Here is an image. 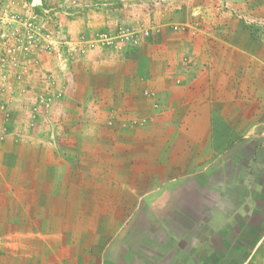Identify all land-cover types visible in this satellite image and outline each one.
Listing matches in <instances>:
<instances>
[{"label": "rangeland", "instance_id": "rangeland-1", "mask_svg": "<svg viewBox=\"0 0 264 264\" xmlns=\"http://www.w3.org/2000/svg\"><path fill=\"white\" fill-rule=\"evenodd\" d=\"M2 2L20 22L29 20L32 30L17 38L0 35V264H102L110 231L119 230L147 193L124 190L119 181L135 169H158L155 159L148 161L151 154L174 157L187 146L183 138L195 142L205 135L209 113L202 115V107L190 114L169 108L182 87L203 85L208 100L211 85L214 95H261L254 79L264 66L249 63L231 43L244 42L237 31L246 28L264 56V0ZM157 41L169 51L175 77L167 96L158 92L161 77L156 86L145 77L149 47ZM230 106L222 105L233 121L264 114L243 101L233 111ZM262 126L240 128L238 141L214 160L208 144L200 155L192 151L183 158L184 171L161 166L165 174L154 178L179 179L172 192L187 210L185 216L172 214L173 226L183 232L202 217L208 223L201 228L220 229L219 207L235 213L250 197L264 205ZM247 183L255 190L243 191ZM246 209L233 215L246 218ZM258 214L250 218L257 225ZM141 215L146 223L132 228L125 247L142 243L149 253L168 251L171 241L152 229L149 214ZM245 237L253 243L256 234ZM151 261L132 252L118 260L111 253L107 264Z\"/></svg>", "mask_w": 264, "mask_h": 264}, {"label": "crops", "instance_id": "crops-1", "mask_svg": "<svg viewBox=\"0 0 264 264\" xmlns=\"http://www.w3.org/2000/svg\"><path fill=\"white\" fill-rule=\"evenodd\" d=\"M237 35H242V37L246 39L244 42L241 41V43L234 39L231 43L232 46L245 53L246 59L249 63H261L264 66V56L260 55L259 49L256 47L254 49V46L258 43L256 37H254L246 28L238 29ZM149 48L152 50L151 61L149 62L151 66L149 65L150 68L145 77L151 80L153 86H156L155 80L161 77L164 82L162 81L161 85L157 84L158 92L159 95L167 96L170 94L169 90L172 88L169 84L173 78L175 79V77H172L169 74V68L171 66L169 51L165 49L166 47L163 46V42L160 41H157L156 46L152 45ZM224 75L227 77L226 74ZM123 76H127L125 72ZM233 77V74L228 77L231 82L235 79ZM254 80L257 82L256 86L259 84L262 85L261 95H258L255 90V95L260 96L259 98L254 94L252 97V95H250L251 92L247 93L248 97H245L242 92H239V90L236 92L234 91V94L230 93L227 95L223 93L220 95V93H218V95H214L212 90L213 85H211L213 80L210 79L208 80V83L211 85V87H209L211 89L209 90L208 88L206 90L208 91L207 95L210 98V102H208L209 100L205 96L206 93L201 91L204 89L203 85L196 86L193 84H187L185 89L182 87L183 92L177 97L174 104L175 107L169 108H173L172 110H174V108H182L190 114L198 107H202V115L209 113V123L205 125V135L195 142L183 138L182 141H186L185 144L187 146L184 148L182 147L180 152L171 153L172 155L174 154V157L167 154L159 158L158 154L154 155V157L151 154L148 161L155 159L157 165H160V167L157 166L158 169L153 170L151 167L141 171L135 169L132 172L129 171L125 180L119 181L124 190L131 192L147 190V193L141 197L131 215L127 218H123L119 222V230L117 232H115L116 230L114 232L110 231L108 235V239L110 240H106L107 243H104L105 246L103 244L105 249L102 254V264L108 263V257H110L111 253L114 254L116 259L121 260V257L127 256L131 252L132 254L141 255L146 259L154 260L153 262L151 261L152 264H161L162 260L168 255L169 258L166 264H264V205L258 204L254 199L255 197L251 199V197L248 198L249 196H247L246 198H248V200L238 205L235 213L231 212L230 214H226L225 210L222 207H219V209L223 211L222 214L224 217L223 222L220 224L222 225L220 229L215 227L206 231L201 228L200 224L205 223L207 225L208 222H204L202 217H199L196 218L197 222H192L193 225L190 223L191 226H188L186 230L181 232L177 227L170 223L171 219L174 217V215L172 216L173 213L176 214L179 212L177 215L180 216H185V213H187V210H185L182 205L183 201L178 200L176 195L173 194L176 190L174 182L179 179L175 178L167 182L159 183L157 182L158 180H156L158 176V178H160V176L165 174V171L161 166L167 169L172 167V172L174 173L178 172V170H186L187 168L184 166L182 160L183 158H189V154L192 151H195L193 152V155L194 153L195 155H200L201 149L209 144L211 147L210 149H212L213 152L211 153L212 160H214L217 156H221L225 153L230 147L229 145L238 141L240 128H251L262 125L264 128V114L258 117L255 116L252 119L249 116L243 115L240 118H237L236 121H233V119H230L231 116L229 117V115L224 112L226 109L223 108L224 102L229 103L231 105L230 111H233L234 106L239 104L240 101H243L246 104H252L255 109L257 107L258 111H264V70L261 71L260 74H257ZM234 85L237 86L238 82L234 83ZM234 85L232 83V86ZM211 102L212 104H210ZM185 107L186 109H184ZM206 107H208V109ZM181 125L184 124L181 123ZM219 130L221 131V135ZM189 143L196 144V148L192 149ZM217 145L219 146L217 147ZM159 168L161 170H159ZM171 176H173V173ZM97 181H101V179H97ZM154 181H156V183L153 184L155 187L152 185ZM105 183L106 185L108 184V186L110 184L115 185L110 180H105ZM98 184L100 183L98 182ZM249 184L250 183H247L242 190L249 191L251 188L255 190V187H253L254 185ZM142 186H144V188ZM260 186L264 191V182L263 184H260ZM148 187L150 188L148 189ZM174 197L176 198V201L173 200ZM124 200H126V198H123V201ZM120 204L122 205V201H120ZM215 206V203L209 205V207ZM245 207L247 208L246 218H244V216L239 218L236 217V215H233L237 214L239 211L241 214H244V211H241V209ZM142 212L149 214L150 223L154 225L152 229L156 227L160 228L163 233L162 235L166 237L165 241H171L168 251L161 252L154 250L149 253L145 250V245L142 243L135 245L136 247L133 249L125 247L124 242H126L128 234L132 228L137 226L138 229H141L146 223L142 218ZM255 212L261 213L258 214L260 215V218H262L257 222L258 225L250 219ZM187 219L189 218L187 217ZM148 229L145 230L147 231ZM246 233L256 234V239L253 243L247 240L245 237ZM182 242L187 244L185 249L180 247ZM176 243L177 246H175ZM123 245L124 248L121 250L120 247Z\"/></svg>", "mask_w": 264, "mask_h": 264}, {"label": "built area", "instance_id": "built-area-1", "mask_svg": "<svg viewBox=\"0 0 264 264\" xmlns=\"http://www.w3.org/2000/svg\"><path fill=\"white\" fill-rule=\"evenodd\" d=\"M2 3V0H0V35L10 38L29 35L32 30L29 20L20 22L8 8H2Z\"/></svg>", "mask_w": 264, "mask_h": 264}, {"label": "trees", "instance_id": "trees-1", "mask_svg": "<svg viewBox=\"0 0 264 264\" xmlns=\"http://www.w3.org/2000/svg\"><path fill=\"white\" fill-rule=\"evenodd\" d=\"M222 146H223V145H222ZM222 146H221V147H222ZM229 146H230V145H229ZM221 147H220V148H221ZM222 148H223V147H222ZM142 187L144 188V186H142ZM129 208H130L129 206H126V208L124 209L125 212H128V211L130 210Z\"/></svg>", "mask_w": 264, "mask_h": 264}]
</instances>
